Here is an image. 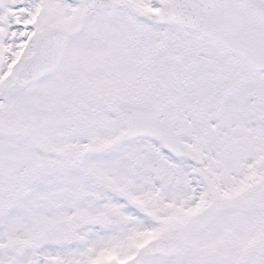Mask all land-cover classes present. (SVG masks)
Here are the masks:
<instances>
[{
	"label": "snow or ice",
	"instance_id": "obj_1",
	"mask_svg": "<svg viewBox=\"0 0 264 264\" xmlns=\"http://www.w3.org/2000/svg\"><path fill=\"white\" fill-rule=\"evenodd\" d=\"M0 264H264V0H0Z\"/></svg>",
	"mask_w": 264,
	"mask_h": 264
}]
</instances>
